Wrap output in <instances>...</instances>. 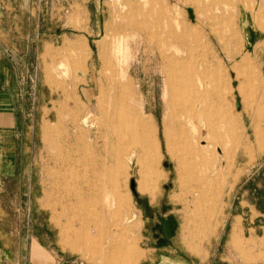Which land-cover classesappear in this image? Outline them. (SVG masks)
<instances>
[{
    "label": "rangeland",
    "instance_id": "obj_1",
    "mask_svg": "<svg viewBox=\"0 0 264 264\" xmlns=\"http://www.w3.org/2000/svg\"><path fill=\"white\" fill-rule=\"evenodd\" d=\"M138 1L0 0V264H118L120 243L136 264H264V140L249 123L264 107V0H145L164 42L128 38L117 66L112 38ZM174 68L209 99L199 145L186 137L200 159L180 176ZM138 121L153 129L155 182L126 166Z\"/></svg>",
    "mask_w": 264,
    "mask_h": 264
},
{
    "label": "bare ground",
    "instance_id": "obj_2",
    "mask_svg": "<svg viewBox=\"0 0 264 264\" xmlns=\"http://www.w3.org/2000/svg\"><path fill=\"white\" fill-rule=\"evenodd\" d=\"M145 5H146L145 0H139L138 2L133 3L132 8H128L126 12L120 17L122 24L120 26L119 32L115 33V35L112 38L114 43L113 56L115 58V62L117 63V66L125 51L126 48L125 42L128 38L135 39L136 37L137 38L144 37L145 39H154L157 43L164 42L161 33L154 31L152 28V26L158 23L160 19L153 18L152 21H149L148 19L151 17L152 13L150 11H146V12L143 11ZM263 46L264 45H262V47ZM174 54L175 53H171L167 55V57L170 60V63H172V65H177L178 63H180V61L179 59L174 57ZM59 67H62V64L59 63ZM186 77H187L186 72H184L183 70L179 71L174 68L172 70L171 78L168 79L169 80L168 85L170 88V99L168 102L169 117L173 120L174 124L179 130H184L186 132L185 134L183 133V131L181 132L184 134V135L182 134L183 141L181 143L183 147L180 148L182 149V151L179 150V153L175 156V158L174 156H172L176 160L175 168H176L177 176H180L182 174V165L184 164V162L186 163L187 161H192V163H194L193 161H195L197 158L200 159L201 151L196 150L192 146H188V141L186 137L188 136L187 135L188 131L192 132L196 144L199 145L198 143L200 141V132L202 128L199 127L196 128L194 125V120L201 113H205V111L208 110L207 103L209 100L206 96L201 94L200 92L201 88L198 87L193 89L191 85L192 81L190 82V79H187ZM187 80L191 84L187 83ZM188 92H190L191 95H189ZM253 113L251 116L252 117L251 122H249L250 128L252 130L253 133L252 137L254 138L255 143L257 145H260V143L264 140V107L261 105H257L255 109V113L254 114ZM87 118L88 116L81 118L80 120L81 126L85 127L87 125ZM103 123L104 124L101 125L103 131L100 134L101 135L100 138L102 140V152L104 156H107L108 154H112L113 157L116 159L118 154V148L112 146L111 150H108V146L112 141L113 137L114 139L118 140L119 134L115 132L114 126L108 125L107 123H105V121ZM137 128L141 133L137 131ZM204 128L207 127L205 126ZM133 135H134V143L136 150L131 151L126 155V159H125L126 166L130 168L133 162L135 164H138L139 166H142L145 170V175L148 176L152 182H155L156 179L158 178L156 174V166L158 165L159 159H158V154L156 153L154 140L149 139L153 137V129L149 126L147 127L146 124H142L140 121H138L135 124V131ZM145 137H147L146 141H145ZM137 150L143 151L144 155L146 156L144 162L143 161L140 162L139 158L136 157ZM150 153L153 154L150 155ZM187 167L189 166L187 165ZM189 174L190 172L188 173V175ZM120 244L121 245L118 246L114 251V253H116L117 256L114 257L113 259L116 260L110 259L111 263L115 261L118 264H136L138 260L137 259L138 255L136 254L135 247L129 243L127 245H124L122 243Z\"/></svg>",
    "mask_w": 264,
    "mask_h": 264
},
{
    "label": "crops",
    "instance_id": "obj_3",
    "mask_svg": "<svg viewBox=\"0 0 264 264\" xmlns=\"http://www.w3.org/2000/svg\"><path fill=\"white\" fill-rule=\"evenodd\" d=\"M3 113H0V116H4V115H2ZM10 115V114H9ZM1 131V130H0ZM2 133H11L12 132V130L11 129H9V128H7L6 130H2L1 131ZM8 146H10V144H7V142L6 143H4V140L3 141H1L0 142V150L3 152V156L4 155H6V154H8V149H9V147ZM6 153V154H5ZM10 153V152H9ZM9 155V154H8ZM8 155H6V156H4L3 157V159H5L6 160V162H8ZM258 229H262V228H260V227H258ZM176 258H173V257H169V256H163L160 260H158L156 263H154V264H192V263H190V262H178V263H174V260H175ZM151 264H153V263H151Z\"/></svg>",
    "mask_w": 264,
    "mask_h": 264
}]
</instances>
